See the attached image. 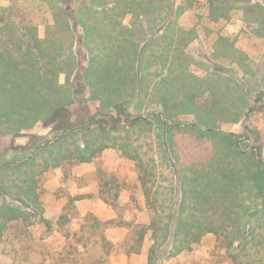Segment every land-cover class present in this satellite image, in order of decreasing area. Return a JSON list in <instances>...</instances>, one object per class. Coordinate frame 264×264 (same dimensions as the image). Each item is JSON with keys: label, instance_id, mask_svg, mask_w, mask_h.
I'll return each mask as SVG.
<instances>
[{"label": "rangeland", "instance_id": "374dc122", "mask_svg": "<svg viewBox=\"0 0 264 264\" xmlns=\"http://www.w3.org/2000/svg\"><path fill=\"white\" fill-rule=\"evenodd\" d=\"M1 50L2 67L6 60L8 67L52 66L67 73L68 98L75 93L72 79L80 66H88L90 54L103 100L76 80L78 97L84 93L87 103L81 101L72 112L83 122L94 116L99 124L62 145L76 151L84 139L100 137L96 147L110 149L108 156L101 150L92 162L64 170L66 180L57 189L49 185L56 169L39 176L28 170L1 176L8 192H0V212H24L32 224L29 238L6 241V250L17 252L4 259L7 264H56L52 255L65 249L66 234L78 231L84 219L76 205L81 196L73 187L76 180L90 184L91 195L98 189L120 194L124 207L115 220L125 229L105 230L115 247L114 264H148L154 245L156 264H264V194L258 188L264 175L236 151L238 145L264 163V0H247L227 17L223 3L212 0H0ZM110 75L111 84H102ZM14 79L7 93L22 88ZM121 102L125 128L114 130L113 120H103L97 111L118 117L115 106ZM11 106L17 111L18 102ZM11 106L0 110V120L12 116ZM136 118L146 124L134 125ZM53 121L23 132L17 124L0 127V164L27 159L29 152L21 151L30 143L34 147V133L42 134L35 144L53 141L48 129ZM123 144L135 160L120 155ZM61 213L70 223H53L49 232L41 217L55 222ZM153 218L162 235L156 239L149 230L141 252L127 254L129 245L123 243L131 231L126 224L150 227ZM198 231L203 232L199 241L186 238ZM174 246H182V252L168 257ZM236 249L240 256L233 259L229 252Z\"/></svg>", "mask_w": 264, "mask_h": 264}, {"label": "trees", "instance_id": "16d2710c", "mask_svg": "<svg viewBox=\"0 0 264 264\" xmlns=\"http://www.w3.org/2000/svg\"><path fill=\"white\" fill-rule=\"evenodd\" d=\"M246 2L247 0H212V4L217 3L219 5L220 3H223V17H227L232 9L241 8L242 5L245 4ZM227 5L231 9H227ZM216 11H217L216 9L213 10L214 13H216ZM5 63H9V62L6 60L2 61L3 68L6 70L8 69L6 68L8 66H5ZM76 79L78 85L80 86L82 84L81 87L82 89H84V84L82 83V79H84V76L82 75V73H77ZM11 91H10L11 93H7L6 88L5 90L0 91L2 99L8 100L13 98L12 102H16V101L19 102L17 98L18 95V97L20 96L19 98L21 102L20 107L21 109H25L26 107L23 106V104H26V101L28 97L30 98L32 91L29 92L22 90L21 92H19V89L18 90L15 89ZM77 92H78L77 93L78 96L81 91H77ZM26 93H27V97H25ZM37 93L41 94V92H37ZM125 106L126 104L124 102H121L115 106V110L119 114L118 117H116L114 114L103 113L100 111H97V115L100 116L103 120L105 118L109 120L110 119L113 120L112 121L113 125H115L114 130L125 128V126L122 127L121 126L122 124L120 123L121 117L124 116L123 112L125 111ZM66 111L67 112H63V111H59L57 113L56 111L53 112L52 119H55L57 117V123H55V131H59L62 129L61 134L60 135L56 134L54 136L53 141L40 140L39 143L35 144V142L38 141V137L33 136L31 138V142H33V145L36 146V149L33 152V154H31L27 158L28 160L24 162H18L17 160H13V161L10 160L0 164V192L2 193L8 192L7 191L8 187L6 188L5 184H1V181H3L1 176L6 175L9 171L15 170L18 172L25 173V171L28 170L34 176H39L47 170H54L58 168L67 170L70 169V167L71 169H74L76 166L80 164H86L92 162L95 159V157L100 153L101 150L102 152L104 151L106 147L103 149L98 148L99 146L96 147L100 137L92 142H89L88 140L84 139L82 141V144L81 143L78 144V147H76V151H69L68 148L64 149L63 145H59L57 147L55 146L56 144L61 142L62 144L65 143L66 145L69 139L79 136L80 134L89 133L90 131H92L91 129L94 126L99 124V121H97L94 118V116H91L89 120L83 122V120L81 121L79 118L73 119L74 116L73 112H69V110ZM59 115H62V117L60 118ZM124 122L126 121L124 120ZM139 123L146 124V121L141 118H136V120L133 122L134 125ZM105 132L107 131H102V133ZM230 136L234 137V134H230ZM124 145L125 144H123L120 147L122 150L120 155L123 157L124 156L129 157L131 160H135V157L131 155L128 146L126 145L124 146ZM236 147H237L236 151H239L238 152L239 159H241L242 161L245 160L247 161V159L250 160L251 158L250 162L253 163L255 167L260 168L261 172L264 175V163L261 162V160L257 157V155L256 156L254 155V158H252V156L250 157L247 153L241 152L240 147L238 145H236ZM253 164L251 165L253 166ZM235 165H233L234 168ZM36 166H38L39 168L38 167L36 168ZM22 168L24 169L22 170ZM144 175H146V170L141 169L139 171V179L141 181V186L144 195L145 197H148V192L146 187L147 180L145 178L146 176ZM104 185H105L104 187L106 188L109 186L108 183H105ZM32 186L34 187L35 184H32ZM28 188L29 190L31 189L30 186ZM258 188L260 194L263 195L264 185L261 184L258 186ZM22 194L25 195L24 191L22 192ZM93 195H97V198L104 200L107 204L113 207V209L119 215H122V210L124 206L121 205L119 192H116L112 196L110 189H107L104 192H101L98 189L93 192ZM26 197H29V192L26 194ZM85 197L86 196H79L75 200H80ZM41 219L47 225V229L49 232L52 230L53 223L56 226L64 227V225H68L71 221V219L67 218V216L64 215L63 213L59 214L55 222H51L50 220L45 219L43 216L41 217ZM27 220H29L28 216L21 211L11 212L9 210H6L0 212V264H7V262H5L4 259L11 258L12 254L10 253L12 251H14L15 254L17 253L14 250L15 249L14 247H12L11 250H6L5 248L6 241H10L12 242V244H15L16 242H19L21 238L22 239L29 238L27 229L32 227V224L27 223ZM157 220L158 219L153 218L150 227H145L143 225L133 226L131 222L126 224V227L131 231V235L123 243V245H127V244L129 245V249L126 250L127 254H139L141 252L143 242L149 230L153 231L154 238L156 239L159 234L162 235V231H161L162 228L161 226H158V224L156 223ZM228 220L232 221L231 219ZM121 225H123L122 222H118L117 220H111L106 222L101 221L95 214L90 213L83 219V223L78 231L74 233L70 232L66 234L65 237L68 241L67 245L62 252L55 254L57 256H55L54 254L52 255V259L55 260L53 262H55L56 264H114L116 257L113 256L112 252L115 249V247H113V244L107 239L105 235V230L107 228L119 227ZM239 226L240 225L238 224L237 227ZM202 235L203 232L200 233L199 231L197 234L188 232L186 238L187 239L191 238L196 241H199ZM248 240L249 239L245 237L241 239V241L244 242L245 244H247ZM236 251L237 252H231V251L229 252V255H231L233 259L234 258L237 259L240 256V252H238L237 249ZM180 252H182V246H174V250L169 253L168 257H174L178 255V253ZM157 261H158V255L156 252V247L154 245L151 249L148 264H156Z\"/></svg>", "mask_w": 264, "mask_h": 264}, {"label": "crops", "instance_id": "0c3cea01", "mask_svg": "<svg viewBox=\"0 0 264 264\" xmlns=\"http://www.w3.org/2000/svg\"><path fill=\"white\" fill-rule=\"evenodd\" d=\"M243 5L241 8H243ZM0 52H1V54H3L2 50ZM87 56H88V63H87L88 66L86 68L84 66L83 67L80 66L78 71L76 72V74L82 73V75L84 76V79H82V83L84 85L89 84L90 91L92 92L91 94L95 95V97H99L97 100H99V102H100L101 100H103V98H102L103 96L100 97L97 95V93L99 94V91H100L99 89H101L100 88L101 81L100 82L98 81L101 79H98L99 77L96 76L95 70H93L94 58H91L90 54H87ZM140 56H144V54H142V55L140 54ZM91 59H92V62H91ZM10 60H11V62H13L12 57L10 58ZM6 68H8V69L5 70L2 66H0V91L5 90V88L10 85L12 80H13V82H15L14 78H18V80L20 81V83H18V84H20L23 89L21 87L19 88V85H17V90L19 88V90H23V91H29V92L32 91V94L30 95V98L28 97L26 104H23V106H25L26 108L20 109V110H19V108H20L21 102H20V99L18 98V95H17V98L19 101L18 102V108H16L17 111H14L12 106H11V104L13 103L12 102L13 98L8 99L9 101L4 100V99H2V96L0 93V110H2L5 105L11 106L10 110H13L12 116L10 118H7L6 120H4V119L0 120V126L2 128H3V126H13V125L17 124L16 126H17L18 132L31 130L39 122L51 121L53 112H55V111H56V113L59 111L67 112L66 110H69V112H72L77 104L82 103L83 101L86 102L85 100H82L84 93H83L81 99H79L80 96L78 97L76 95V91H77L75 89V81L77 80L76 75L72 79V90H74L75 93H73V95L70 98H68L67 88L69 86V82H68L69 81L68 80L69 75L67 73H64L62 71H61V73H58L54 70V67H52V66H50V68H43V70H42V68L35 66L32 68L33 71L30 69L22 68V67H17V68L6 67ZM79 70H80V72H79ZM6 72L8 73V76H7ZM31 72H33V73H31ZM62 75L65 76L64 81H62V79H61ZM11 76H13V78H11ZM110 76H107L106 77L107 82L106 83L103 82L102 84H104V85L108 84V86H109L111 83H108V82H110L112 79V76L111 77ZM124 81L127 85L132 84L131 80H128L126 75H125ZM160 83L161 82H159V84ZM103 88H104V91L107 90L105 88V86ZM128 88L131 90L130 87H127V89ZM101 90H103V89H101ZM37 92H41V94L37 93ZM137 92L141 93L142 90H139ZM114 105H116V104H114ZM61 117L62 116H60V118ZM74 118H78V117L75 115V116H73V119ZM55 123H57V118H55L53 123H51L52 127L48 128L49 132H51V130H52L53 135H51V136L53 138L56 134L59 135L62 132V129L59 131H55ZM31 136L32 137L36 136L38 138H41L42 134L41 133H39V134L34 133V135H31ZM79 136H76L75 138H78ZM45 141H52V139L50 138V139H47ZM30 144L28 145V149H24L21 151V154H25L26 152H29V156L31 154H33V152L36 149V146L31 147L32 144L31 145ZM59 145H62V142L56 144L55 146L57 147ZM30 147H31V150H29ZM109 153H110V149L105 148L103 151V156H108V155H110ZM26 160H28V159H22V160H17V161L18 162H24ZM40 160H39V162H40ZM111 162H112V165H114V162L113 161H111ZM106 164L109 165V161H107ZM37 167L38 166H36V168ZM54 172H56V173H54V175H52L50 177L51 179L49 178L50 179L49 185L53 186L54 189H57L58 187H61L63 182L66 180V178L64 175V169L58 168ZM78 177H80V176H78ZM90 186H91L90 184H80V182H78L77 180L73 182V187H75L76 193L78 195H81V196H86L83 199L76 200V205H77V208L79 211V215L82 218H85L90 213H93L96 216L98 215L97 217H100L104 221L115 220L117 218V215H116L117 212L113 209V207H111L109 204H107L104 200L97 198V195H91V191H90L91 187ZM72 196H74V195L72 194ZM122 205H124V204H122ZM49 208L55 209V207H47V211ZM55 211L57 212V210H55ZM46 217L48 218V216H46ZM121 229H125V228L124 227L123 228L122 227H113L112 229H109L108 232L109 233H116L117 231H119Z\"/></svg>", "mask_w": 264, "mask_h": 264}]
</instances>
